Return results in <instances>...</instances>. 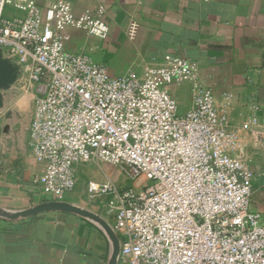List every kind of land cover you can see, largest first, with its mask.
Returning <instances> with one entry per match:
<instances>
[{"label": "built area", "instance_id": "1", "mask_svg": "<svg viewBox=\"0 0 264 264\" xmlns=\"http://www.w3.org/2000/svg\"><path fill=\"white\" fill-rule=\"evenodd\" d=\"M68 28L109 35L100 16L75 13L63 0H0V50L36 85L28 146L43 166L41 191L63 200L76 185V165L108 163L127 182L143 180L86 183V197L119 237V262L264 264V225L250 209L264 169L254 173L230 153L236 132L198 66L169 56L141 75L113 77L65 48ZM184 82L191 106L178 114L173 89Z\"/></svg>", "mask_w": 264, "mask_h": 264}, {"label": "crops", "instance_id": "2", "mask_svg": "<svg viewBox=\"0 0 264 264\" xmlns=\"http://www.w3.org/2000/svg\"><path fill=\"white\" fill-rule=\"evenodd\" d=\"M50 1L39 0L42 5ZM63 1L78 14L90 9L109 26L105 40L71 28L63 34L68 51L87 54L113 77L141 75L169 56L195 63L199 81L212 89L216 107L239 136L245 151L237 157L247 160L254 173L264 169V0ZM173 95L182 112L190 108L189 82L175 87ZM93 163L76 165L77 186L65 201L98 213L97 204L86 197L85 173L99 181L116 177L100 174L107 169ZM42 171L32 157L23 172L13 176L4 169L0 174V264H108L112 240L88 217L43 212L13 220L1 215L52 200L36 183ZM250 209L264 225V187L258 180Z\"/></svg>", "mask_w": 264, "mask_h": 264}, {"label": "rangeland", "instance_id": "3", "mask_svg": "<svg viewBox=\"0 0 264 264\" xmlns=\"http://www.w3.org/2000/svg\"><path fill=\"white\" fill-rule=\"evenodd\" d=\"M0 52L4 59L9 60L13 65H15L11 58L5 55L1 50ZM36 94V85L25 75L17 77V79L10 84L9 87L0 89V174L3 173L4 169L11 170L12 175L23 172V168L27 165L29 159L32 158L27 144V129L32 115ZM177 113L181 114L182 110L179 109ZM244 151L239 144V136L235 133V144L232 146L230 153L233 156H242ZM89 163H82V166L84 167V165H89ZM92 165L95 164L93 163ZM101 165L105 166L107 170H98L99 173L101 174L102 172L104 174L105 171L107 173L112 172L113 176L116 177L114 182L118 187L133 184L136 187H139L143 184V180H140L138 183L135 181L127 182L125 176L120 172V170L108 163L96 164L95 166L99 168L103 167ZM75 173L77 176V172ZM85 175L84 180H86V183L89 179L99 181L94 179L89 174L85 173ZM150 183L151 181L146 182V184ZM76 186L77 182L72 191L75 190ZM69 193L64 196L63 200H65V197ZM47 197L50 198L49 195H47Z\"/></svg>", "mask_w": 264, "mask_h": 264}, {"label": "water", "instance_id": "4", "mask_svg": "<svg viewBox=\"0 0 264 264\" xmlns=\"http://www.w3.org/2000/svg\"><path fill=\"white\" fill-rule=\"evenodd\" d=\"M21 75L22 74L19 72L17 66L13 65L9 60L4 59L0 52V89L9 87L10 84H12L17 79V77ZM43 212L71 213L83 217H88L99 223L106 234L112 240V250L108 264H118L120 245L117 234L113 231L110 224L104 218L90 209L70 203L65 200L52 199L39 202L24 209L3 211L1 212V215L5 218L16 220L20 218H27Z\"/></svg>", "mask_w": 264, "mask_h": 264}]
</instances>
